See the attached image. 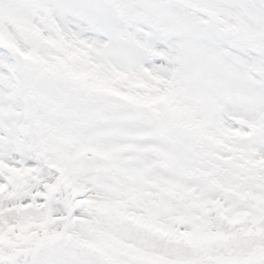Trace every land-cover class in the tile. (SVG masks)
I'll use <instances>...</instances> for the list:
<instances>
[{
	"label": "snow or ice",
	"instance_id": "1",
	"mask_svg": "<svg viewBox=\"0 0 264 264\" xmlns=\"http://www.w3.org/2000/svg\"><path fill=\"white\" fill-rule=\"evenodd\" d=\"M0 264H264V0H0Z\"/></svg>",
	"mask_w": 264,
	"mask_h": 264
}]
</instances>
